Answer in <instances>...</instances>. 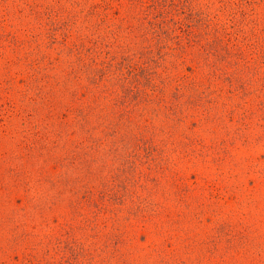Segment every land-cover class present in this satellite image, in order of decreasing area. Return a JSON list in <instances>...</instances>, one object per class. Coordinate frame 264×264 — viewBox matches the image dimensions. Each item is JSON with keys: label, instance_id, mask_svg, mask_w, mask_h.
Segmentation results:
<instances>
[{"label": "rangeland", "instance_id": "374dc122", "mask_svg": "<svg viewBox=\"0 0 264 264\" xmlns=\"http://www.w3.org/2000/svg\"><path fill=\"white\" fill-rule=\"evenodd\" d=\"M0 264H264V0H0Z\"/></svg>", "mask_w": 264, "mask_h": 264}]
</instances>
